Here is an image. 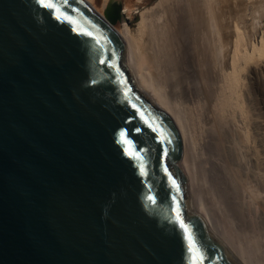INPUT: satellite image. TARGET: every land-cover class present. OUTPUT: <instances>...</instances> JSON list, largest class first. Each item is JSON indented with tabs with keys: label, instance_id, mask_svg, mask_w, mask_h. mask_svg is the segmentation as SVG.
Masks as SVG:
<instances>
[{
	"label": "water",
	"instance_id": "1",
	"mask_svg": "<svg viewBox=\"0 0 264 264\" xmlns=\"http://www.w3.org/2000/svg\"><path fill=\"white\" fill-rule=\"evenodd\" d=\"M43 3L0 0V264H239L188 215L178 130L120 38Z\"/></svg>",
	"mask_w": 264,
	"mask_h": 264
},
{
	"label": "bare ground",
	"instance_id": "2",
	"mask_svg": "<svg viewBox=\"0 0 264 264\" xmlns=\"http://www.w3.org/2000/svg\"><path fill=\"white\" fill-rule=\"evenodd\" d=\"M86 1L123 42L134 86L176 125L188 215L239 264H264V37L248 30L264 25V0H250L248 26L238 0H126V16L117 0Z\"/></svg>",
	"mask_w": 264,
	"mask_h": 264
},
{
	"label": "rangeland",
	"instance_id": "3",
	"mask_svg": "<svg viewBox=\"0 0 264 264\" xmlns=\"http://www.w3.org/2000/svg\"><path fill=\"white\" fill-rule=\"evenodd\" d=\"M136 0H132V3H134ZM154 1L155 0H153V2L152 3H154ZM157 1V0H156ZM155 1V2H156ZM243 1V0H242ZM245 1L247 2L246 4H245ZM252 1V0H251ZM256 1V0H255ZM244 2V7H243V5L241 6L240 4V1L238 0V3L236 2L235 3V1L233 2L232 1V8H233V14H234V16H236L235 15V13H234V11L236 12V13H238V10H240L241 11V8L240 7H242L243 8V10L245 11V13H244V11H242L243 13H244V15H245V19H244V22H243V24L242 25H246V26H248V23L250 24V23H252L251 21L253 20L252 19V17H253V7H254V5H252V4H254L253 3V1H252V4H251V2H250V0H244L243 1ZM103 3H104V0H94V4L98 7V8H102V6H103ZM125 3H126V0H117V3H116V5H115V7H114V11H115V13L116 14H120V15H124V16H126L127 15V12L125 11ZM236 4V6L237 7H239V9L238 8H236V7H234L235 6V4ZM234 5V6H233ZM252 6V7H251ZM246 7V8H245ZM236 8V10H234ZM133 12H134V17H133V20L131 21V23H130V25H131V27L132 28H136L137 27V24H138V22L140 21V19H141V15H140V13H141V10L140 9H134L133 10ZM250 12H252V13H250ZM237 16H238V14H237ZM136 20V21H135ZM247 21V22H246ZM249 27H250V29H252V27L249 25ZM249 28H248V30L250 31L249 33V37L254 41V42H256L257 44H260V39L262 38V37H264V25H263V23H262V25H260L259 27H258V29L257 30H250ZM255 32H257V33H254ZM254 35V38H253V35ZM188 36L189 35H191V33H189V34H187ZM251 35H252V37H251ZM190 37V36H189ZM189 41V40H188ZM123 54H124V51H123ZM123 57V56H122ZM262 82H264L263 81V79H261V97H263L262 98V107H263V111H264V83H262ZM263 92V93H262ZM263 119H264V112H263ZM232 185H234V191H235V193L237 194V195H240L241 196V190H240V188H239V186H237L238 184L236 183V181L232 178ZM240 209H241V207H240ZM247 208L245 207V209H241L242 211H243V213H244V211H247L246 210ZM242 211L240 212L239 211V213L237 212V217L241 220V222L242 223H244L242 220L243 219H241L242 217ZM241 215V216H240ZM241 223V224H242ZM244 225V224H243Z\"/></svg>",
	"mask_w": 264,
	"mask_h": 264
},
{
	"label": "snow or ice",
	"instance_id": "4",
	"mask_svg": "<svg viewBox=\"0 0 264 264\" xmlns=\"http://www.w3.org/2000/svg\"><path fill=\"white\" fill-rule=\"evenodd\" d=\"M38 3L41 4L42 7H48V8H52L53 5L51 3L45 4L43 3V0H37ZM60 17H57V19H59ZM104 61H101V63H103ZM149 199H151V197H149Z\"/></svg>",
	"mask_w": 264,
	"mask_h": 264
}]
</instances>
